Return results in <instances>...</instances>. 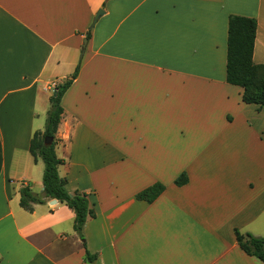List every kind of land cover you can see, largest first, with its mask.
Listing matches in <instances>:
<instances>
[{"label":"crops","instance_id":"0c3cea01","mask_svg":"<svg viewBox=\"0 0 264 264\" xmlns=\"http://www.w3.org/2000/svg\"><path fill=\"white\" fill-rule=\"evenodd\" d=\"M231 16L264 65V0H0V264H263L236 238H264V107L227 81ZM79 63L56 154L96 212L86 247L72 209L19 193L44 192L31 140Z\"/></svg>","mask_w":264,"mask_h":264},{"label":"trees","instance_id":"16d2710c","mask_svg":"<svg viewBox=\"0 0 264 264\" xmlns=\"http://www.w3.org/2000/svg\"><path fill=\"white\" fill-rule=\"evenodd\" d=\"M258 23L255 19L231 16L228 30V58H227V81L231 85L243 88V102L256 104L264 107V65H257L253 61L255 40ZM91 33L87 34L89 39ZM81 63L77 66L74 74L63 83L56 85L57 96L50 98L51 108L48 112L46 129L44 132H36L31 140L30 152L37 162L41 159L44 163L43 187L41 195L35 194L29 186L21 187L20 206L33 212L34 206L44 204L48 200L56 199L65 204L75 213V231L86 247L84 228L90 219L96 218V212L86 193L75 191L70 193L66 189L67 180L59 174V167L63 160L56 154V133L64 114L62 99L68 89L77 79ZM54 139L51 145L45 144V139ZM189 179L186 173L180 175L175 184L184 186ZM165 186L156 183L151 187L138 193L136 199L153 203L164 192ZM236 238L240 248L251 257H254L264 264V238L255 237L250 233H241L236 230ZM87 260L91 263L97 260V255H91L87 251Z\"/></svg>","mask_w":264,"mask_h":264},{"label":"water","instance_id":"95a60500","mask_svg":"<svg viewBox=\"0 0 264 264\" xmlns=\"http://www.w3.org/2000/svg\"><path fill=\"white\" fill-rule=\"evenodd\" d=\"M102 14H103V11H100L99 14L97 15V17L95 18V21H96V20H97ZM87 42H88L87 39H85V40H84V45H83V50H85L86 45H87ZM57 94H58V92L55 90V91L53 92V96L56 97ZM53 141H54L53 138H51V137H47V138L45 139V144H46V145H51V144L53 143ZM55 202H56L55 199H53V200L51 201V203H55Z\"/></svg>","mask_w":264,"mask_h":264},{"label":"rangeland","instance_id":"374dc122","mask_svg":"<svg viewBox=\"0 0 264 264\" xmlns=\"http://www.w3.org/2000/svg\"><path fill=\"white\" fill-rule=\"evenodd\" d=\"M53 95V94H52ZM47 122V121H46Z\"/></svg>","mask_w":264,"mask_h":264}]
</instances>
